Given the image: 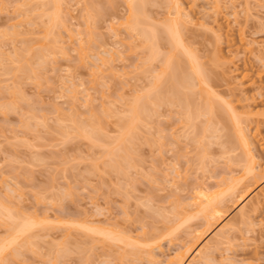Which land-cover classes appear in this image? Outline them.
I'll return each instance as SVG.
<instances>
[{
    "label": "rangeland",
    "instance_id": "374dc122",
    "mask_svg": "<svg viewBox=\"0 0 264 264\" xmlns=\"http://www.w3.org/2000/svg\"><path fill=\"white\" fill-rule=\"evenodd\" d=\"M46 1L0 0V203L9 205L11 212H14L13 216L17 215L16 218L12 216L14 219L12 221H17L19 224V221L21 223L27 219L34 224L23 234H26L28 239L25 240V236L20 235L15 243L5 250L7 251L5 262L0 260V264H121L122 262L125 264L131 261L132 264H150L151 262L144 257L146 254L142 255L149 249L158 256V259L163 260L165 256L174 254L173 252L182 246V243L183 245H187L186 242L191 243L190 238L195 233L192 229L196 231L199 227L202 228V217L198 214L201 218L194 215L192 202L189 203L193 201L191 194H195V190L204 185L209 186L208 191L210 188L213 191L217 190L220 186L219 189L224 188V185L227 186L225 182H230L226 178L239 176L242 171L244 172L245 165L249 164V161L245 160V155L241 154L243 152L238 148V142L234 140L236 136L232 121L224 119L223 123H220L212 119L210 128L213 130L217 126L216 130L210 131L208 127L210 132L205 131L208 129H205L203 124L207 116L203 118L204 111L201 110L199 113L202 112L203 115H198L199 117L196 115L195 125L190 121L191 125L188 122L190 128L185 127L187 121H183L184 116L181 113L185 114V111H182L185 107L183 106L185 95L181 93L182 98L180 94L177 97L173 96L180 102L175 103V99L172 98L171 106L170 101L166 99L164 101L167 103L163 101L162 106L158 102L160 107L157 103L158 110L154 108L157 104L152 106L154 110L147 104V108L151 110L148 112L152 115H148L149 120L145 118L146 110L145 114H141L144 118L139 117L142 121L137 119L138 123L135 119L131 124L130 135L127 137L128 131L122 136L120 131L122 122L124 121V125L125 120L127 121L126 117L128 118L130 114L126 108L132 104L130 102L132 98L135 99V94L140 96L149 91L151 87L148 88L150 86L148 82H152L156 73H159L157 78L163 77L162 75L165 78L164 81L163 78L159 81L154 79L155 83L159 82L158 84L161 85L167 83L168 75L167 72L163 74L165 71L162 70L161 55H165L168 50L167 53H170V49H167L170 45H166L169 40L160 28L163 29L161 24L168 18L169 21L178 19L177 16L180 14L173 18L176 15L174 1L147 0L148 3L142 5L143 7L145 5V9H142L145 10L143 12L147 17L145 19L151 18V20L146 26L147 22H145V27H141L148 29L152 24L156 27L154 30L158 39L153 46L157 52L160 50L159 54L161 53L155 56H161V60L155 57L152 60L150 55L149 61L153 62L151 65L142 64L141 59L147 51H150L147 48L151 47V42H154L153 31L147 32V38L151 34L148 40L151 42L146 43L149 46L146 47L143 45L145 41L147 42L145 37H139L138 32L141 27L135 29L124 27L130 20L129 17L126 21L129 5L124 3L125 0H55L54 2H58L54 3L53 7L50 1V4H46ZM219 1L221 3L216 2L220 5L219 7L217 5V11L214 8V0H180L183 6L180 11L183 10L184 12L181 13L185 15L181 19L179 17L180 23L183 22L182 20L186 23L187 15L192 18H188L186 27L180 26V31L183 29L180 35L186 44L184 46L187 50L191 49V53L195 52L193 54L197 55L196 61L200 62L197 63L205 67L202 69L205 70L203 78L204 75L206 79L209 76L206 81L210 80L211 88L220 94H218L220 100L217 94L216 98L211 97L216 99L213 100L216 101L215 105L220 103L218 106L225 108L221 101L224 99V102L228 101L229 106L235 107L239 112L252 108L253 111L261 112V115L264 112V0ZM49 12L53 17L48 16ZM179 19L176 21L179 22ZM152 21L160 22L156 25L160 24L161 27L159 28ZM142 35L144 36L145 33ZM240 36L245 37L241 38L247 39L250 45L255 43L250 46L253 49L248 50H253L252 54L246 49L244 53V48L248 47L245 43V46L242 44L243 50L239 45V50H242L240 52L238 50L239 53L234 50ZM58 47L62 48V52ZM180 49L178 48L180 51L178 53H182ZM178 53H175V57L179 55ZM107 54L110 58L105 56V59L108 57L114 61L111 60L113 64L108 59L102 61V63H110L108 66L106 64L103 66L97 56L104 58L103 55ZM146 57L149 56L146 54ZM185 60H187L186 56L185 59L181 57L178 62L179 64L184 62L180 65L187 71L188 65ZM96 64H99L100 68L99 65L96 67ZM140 69L146 74H141ZM156 70H162L163 73ZM196 81L197 79L193 80V83ZM196 83L195 86H198ZM197 86L193 87L196 91ZM201 93L199 95L195 93L194 98H190L192 104H203L205 93ZM71 94L75 95L77 101L75 97H71ZM186 95L189 97L187 92ZM196 95L198 97L203 95V98H198ZM73 98L75 100H71ZM83 101H89L92 106H86L89 107L86 109L85 104L89 103ZM80 103L84 106L82 104L80 106ZM73 104H75L74 108L71 107ZM150 104L152 103L149 102ZM115 113L118 115L116 116ZM93 120L100 126H98L99 132L97 128L90 131L89 126H92L90 123ZM260 122L257 123L259 125L257 130L254 129L257 125L253 124V120L250 125L246 124V128L249 126L250 134H253L254 130L258 132L254 137L257 141L254 140L253 152L257 159L255 162L264 166V121ZM79 124L83 125L79 126ZM67 126L70 128L68 129ZM81 126L89 129L86 131L87 134L96 131L104 136L101 134V137L96 132L93 136L90 133L91 137H97L92 142V139L87 137L89 135L82 134L86 132H80ZM193 126H195L194 131ZM197 127L201 131H195ZM75 128H78L79 133ZM201 128L205 133H202ZM64 129L69 135L64 133ZM122 133H124L123 128ZM120 134L126 137L123 138L126 142L122 140L124 150L122 143L116 144L119 152L117 156L115 154L113 156L117 159L112 156L111 159L107 151L111 152L108 150L110 148L113 152L116 151L113 147ZM117 136L118 138L112 140ZM196 136L204 138V141L198 139L203 143L202 146L196 141ZM130 137L132 139H128ZM191 137L193 139L195 137V142ZM230 140L233 141L230 143ZM129 142H132L131 145ZM107 158L112 162L115 160V163L117 160L118 164H116L120 169L116 164L118 169L107 165L110 161ZM120 159L124 162L122 163ZM127 162L129 166L125 167ZM117 170L123 173L116 172ZM247 177H245L247 181L244 182L253 186L246 197L239 203H236L235 198L229 200L231 203L226 202L225 215L194 244L193 249L204 246L221 227L231 222L228 225L234 227L230 232V240L224 243L226 245L218 247L219 251L216 249L215 253L213 252L214 263L211 261L210 264H264V201L259 204L256 211L253 210L255 212L248 211L250 223L247 219L245 221L247 223L243 224L239 221L238 215L240 207L247 205V208L244 207L247 211L250 201L253 202V197L264 187V176L257 177L256 183H252V177ZM220 182L224 185H220ZM212 190L210 192H213ZM181 200L183 202L189 200V204L184 202L188 207L183 208V206L177 210L180 206H175V202L181 205L183 203ZM0 210L3 211L1 205ZM184 211L185 215H183ZM1 213L3 215V212ZM190 214L193 216L189 218ZM2 215L0 214V240L1 238L3 240L0 243L11 237L10 229L6 228L14 223ZM186 215L189 219H186ZM174 216L180 217L181 221ZM181 217L186 220L182 222ZM86 225L108 230L110 234L116 235L114 236L116 239H111L112 234L111 238L106 237L107 235L104 238L96 231L92 233L87 230ZM10 227L13 230L14 225ZM93 229L99 228L93 227ZM188 232L190 235L187 234ZM117 235L121 236V240L118 238L120 241H116ZM126 235L131 236L130 242L128 239V242L126 241L128 238ZM123 236L126 238L124 239ZM133 239H136L133 242L137 245L133 244ZM146 243L149 245H143ZM133 246H136L132 249L136 252L141 246L138 251L142 249L145 251H141V255L140 252L137 253L139 255L133 256L132 253L127 255L126 253ZM122 254L128 257L125 256V259Z\"/></svg>",
    "mask_w": 264,
    "mask_h": 264
},
{
    "label": "bare ground",
    "instance_id": "6f19581e",
    "mask_svg": "<svg viewBox=\"0 0 264 264\" xmlns=\"http://www.w3.org/2000/svg\"><path fill=\"white\" fill-rule=\"evenodd\" d=\"M44 1H46V0H44ZM48 1V2H47ZM45 3L47 4V3H49V1H50V3H51V6L53 7L54 5V3L55 4H57V2H54L55 0H47ZM148 1H150V0H148ZM148 1L147 0H125L124 1V3H128L127 5H129L128 7H129V15L127 14V18H126V21L128 20V18L130 17V20L133 22H131L130 20H129V22H126V24H125V26L124 27H126L127 28V26L129 27V28H127V29H130V28H132V29H135V27H141V26H143V27H145L147 24H148V22L151 20V18H150V20H149V18L148 19H145V17L146 16H144L145 15V13H143L144 11L142 10L144 7H145V5H144V7L142 6L144 3H148ZM174 1V5H175V7H174V9H175V11L176 12H174V14L176 13V15H174V17L173 18H175L176 16H177V14H182L183 15V13H181V11L182 12H184L183 10H181L180 11V9H181V7H183V6H181L182 4H181V2H180V0L178 1V0H173ZM214 2H215V6H214V8H216L215 10H217V8L220 6L219 4H217L218 2H220L219 0H214ZM217 2V3H216ZM42 3H44V2H42ZM49 3V4H50ZM221 3V2H220ZM213 4V3H212ZM173 5V6H174ZM217 5H218V7H217ZM47 6V5H46ZM172 6V5H171ZM43 7H45L44 5H43ZM57 7V6H56ZM49 8V7H48ZM53 9V8H52ZM145 9V8H144ZM183 9V8H182ZM51 10V9H50ZM214 10V9H213ZM47 11H48V9H47ZM187 11V10H186ZM218 11V10H217ZM217 11H215V12H217ZM43 12H45L44 10H43ZM180 12V13H179ZM128 13V12H127ZM186 14L188 13V12H185ZM184 13V14H185ZM47 14V13H46ZM49 14L50 15H48L49 17L50 16H52V14L49 12ZM55 14V13H54ZM147 15V14H146ZM180 15H178L177 17H178V19H179V17H180V19H181V17H184L185 15H183V16H180ZM189 15H187L185 18V20H187L186 21V23L184 22V20H182L183 22L182 23H180L181 22V20L179 21V22H177L178 21V19L176 18V19H173V20H170L169 21V18H168V20L165 22V23H163V24H161V25H163V29H162V27L160 26V24L159 25H156L157 23H160V22H156L155 23V21L153 22L156 26H158L160 29H161V31H163V33L164 34H166L165 35V37L167 36V38H168V40H169V43L167 44V42H166V45H170L167 49H170V53H167V52H169V50L167 51V52H165V55L163 54V55H161L160 57L161 58H163L162 60H161V58L160 57H155V56H158V54H159V52H160V50H159V52H157L156 51V49H155V47L153 46V45H155L156 44V39H158V38H156V36L157 35H155V26L152 24V26L150 25H148L149 27H148V29L147 28H143L142 29V27L139 29L140 30V32H138L139 33V37L140 36H142L143 38L145 37V39L147 40V42L145 41L144 43L145 44H143V45H145L146 47H149L148 46V44L146 45V43H150L148 40L150 39V36H151V34H149L150 36H148V38H147V32L149 33H151V31H153L152 32V38H153V36H154V38H153V40L152 41H154V42H151V47L150 48H147V49H150V51H147L148 53L149 52H151V53H145V56L144 57H146V54L149 56V57H146L145 59H144V57H143V59H141V60H145V61H147V58H149L148 59V61L150 60V55H151V58H153V57H155V58H160V60H161V64L163 65H160V66H162L163 67V71H165V73H163V71L162 70H160V71H157L156 70V72H161L162 71V73L163 74H166V72H167V75L168 76H166L167 78H166V80H167V83L166 84H164L163 83V81H164V78H165V76L164 75H162L163 77H158L157 78V75L159 74H157L156 73V77H154V75H152L153 77H154V79H158V81L159 80H161L162 78H163V81H162V83L164 84H162L161 85V83L160 84H158V83H155L153 80L154 79H152V82L151 83H149L148 82V84L150 85L148 88H150V90L149 91H146V93H144V94H141L140 96H137V94H135V99L133 100V98L131 99V102L130 103H132V104H130V105H128V108H126L127 109V111H129V116H128V113H126L127 114V116H128V118L126 117V119H127V121L125 120V124L123 125V122H122V125H123V127H122V125H121V129H120V131H121V134H122V136H125L126 135V133L128 132V135H127V137L130 135L129 133H130V127H131V124L133 123V122H135L134 120L136 119V121H137V119L139 120V121H142L139 117L141 116V114L143 113V114H145V112H146V110H147V115L145 116V118L147 117V119L149 120V118H148V115H150V113L148 112V111H151V110H149L147 107L148 106H150V108H152L153 110H154V108L156 109V110H158L157 108H158V104L160 103L161 104V106L163 105V101H164V99H166V100H168V102L170 103L169 105L171 106V99L172 98H174L173 96H176L177 97V95H181V93L183 94V95H185L183 98H184V103H183V106L185 105V107H183V110L182 111H185V114H183V112H181V110H180V112L182 113V115L184 116L183 117V121H187L186 122V124H185V122L183 123V124H185V127L187 126H189V124L191 123V122H194L196 119L195 118H197V116L199 115V116H201V115H203V114H201L203 111V113H204V115H203V118H204V116H207L206 118H207V121H206V118H205V123L203 124V125H205V129H208V127H209V129H211L210 131H213V130H216L215 128H217V126L215 127V128H213V130H212V128H210V126H211V122H212V119L214 120H217V121H220V123L222 122L223 123V121L222 120H224V119H226V121L227 120H230V122L233 124L232 126L234 127V129H235V139L234 140H236V142H238V148H240L241 150H242V152L243 153H241V154H244L245 155V157L247 158H245V157H243V158H245V160H248L249 162V164H246L244 167H245V170H244V174L241 172V174L238 176L237 175V177H236V175L235 176H228L229 178H226L227 180L229 179L230 180V182H225V183H227V186H225L224 185V183L222 184L221 182L219 183L220 185L222 184V185H224L223 187L224 188H222V189H217V190H212L211 188H210V190L208 191L207 189H208V187L206 186V185H204L203 187L202 186H199L195 191L196 192H194L195 194H191V196H193V197H191V200H193V201H189V203L190 202H192L191 204L193 205V206H191V207H193V209H194V215L196 216L197 214L199 215V216H201L202 217V219H203V222L202 221H200V223L202 222L203 224H202V228L201 227H199L196 231H194L193 229H192V231L193 232H195L194 233V235H193V233H192V231H191V229H190V232L192 233V235H193V237H191L190 238V244H188L187 242H186V244L187 245H183V243H182V246H179L178 247V249H176V251H174L173 253L174 254H172V255H168V256H165V258H162L163 260H160V258L158 259V256H156L154 253H152L151 251L152 250H147L145 253H143L142 254V252L141 251H145V249H142L141 251H138V250H140L141 248H142V246L141 247H138V250H137V252L135 251V250H132L134 247H136V246H133L132 248H130L131 250H132V252H130L129 250H128V252L126 253L127 255H129V253H132L133 254V256L135 255V254H137V253H139L140 255L142 254V255H144V254H146L144 257H146V259H147V261H149V262H151V263H153V264H210V262L212 261V259H214V257H215V255H213L215 252L214 251H216V249H218V247H220L221 245H223L224 243H226V242H228V240H230V232H231V230L233 229L232 227H234L233 225H228V224H231V222L230 223H227L225 226H223V228L221 227L220 228V230H219V232H217V233H215V235H213L214 237H211L210 239H211V241L209 242V241H207V243L204 245V246H202L201 245V247H199V248H196V249H193V247H194V244L196 243V242H198V239L199 238H201L202 236H203V234H206L207 233V231H209V229L213 226V224H216V222L218 221V220H220L221 219V217L223 216V215H225V213H224V211L226 210V209H224V206H225V204H226V202H229V200H231L232 198H235L236 199V203H239V201H242L245 197H246V195H247V193H249V191H250V188L253 186H251V184L250 183H245L244 182V180L245 181H247V179L245 178V177H247V176H250V177H252V179H253V181L252 180H249V182H251L252 181V183L253 182H255L256 183V181L258 180L257 179V177L258 178H261V176L263 175L264 176V166H261L260 164H259V162H255V152H253V148H254V137H255V135L257 136L258 134V132L257 131H252V133L253 134H250L248 131H249V126L246 128V124L248 123V125H250V123H251V121L253 120V124H255V125H257V127L255 128L254 127V129H256L257 130V128L259 127V125L258 124H260L261 122L260 121H264L263 119H264V115H260V113H259V111H257V110H252V108L251 109H249V108H247V109H243L241 112H239V111H237L236 109H235V107L233 108V106H229V103H228V101H226V102H224V99L223 100H221V101H223L222 102V104H224V106H225V108L223 107H220V106H218V104H220V103H217V105H215V102L213 101V100H216V99H214V98H216V94H217V92L214 90V89H212L211 87H212V85L210 86L209 84H210V80L207 82L206 80L209 78V76L207 77V79H206V77H205V75H204V78H203V74H204V71L205 70H202V69H204L205 67H201V66H203L202 64H198V63H200V62H198V61H196V54H193V53H195V52H192L191 53V49L189 50H187V47H185L186 46V44L184 43V40H182L183 38H182V35H180L181 34V32L183 31V29L180 31V26L181 25H184L185 26V24H187L188 23V18H190V19H192L191 17H188ZM191 16V15H190ZM48 17V18H49ZM53 17V16H52ZM55 17V16H54ZM48 18H47V22H49L48 21ZM147 18V17H146ZM49 19H51V20H53L52 18H49ZM133 19V20H132ZM146 20V21H145ZM166 20V19H165ZM177 20V21H176ZM164 21V20H163ZM50 22H52V21H50ZM54 22V21H53ZM145 22H147L146 24H145ZM55 23V22H54ZM177 23H178V25H177ZM128 24V25H127ZM140 24V26H136V25H139ZM144 24H145V26H144ZM151 24V23H150ZM192 24V23H191ZM132 26V27H131ZM177 26H179V27H177ZM134 27V28H133ZM186 27V26H185ZM185 27H183V28H185ZM219 28V27H218ZM217 28V29H218ZM131 29V30H132ZM141 29H142V34H144L145 33V35L143 36L142 34H141ZM160 29H159V31H160ZM178 29H179V31H178ZM147 30V31H146ZM158 30V29H157ZM220 30V29H219ZM128 31V30H127ZM133 31H135V30H133ZM159 31H158V33H159ZM180 32V33H179ZM131 33V32H130ZM162 33V32H161ZM160 33V34H161ZM162 33V34H163ZM159 34V36H161ZM180 36H179V35ZM217 35V34H216ZM158 36V37H159ZM163 36V35H162ZM220 36V35H219ZM219 36H217V37H219ZM141 37V38H142ZM241 37H243V36H240L238 39H239V42H238V39H237V42L238 43H236V44H238V45H236L235 46V48L237 49H234L236 52L239 50V45H241V48H242V50H243V47L245 46L244 45V43L248 46L247 48L245 47L244 48V53L247 51V52H250L251 54L253 53L252 51L253 50H250V51H248L249 50V48L250 49H253V47L251 48L250 46H252L253 44H255L254 42H253V44L252 45H250L251 43H247V39H243V38H245V37H243V38H241ZM163 38V37H162ZM181 38V39H180ZM159 40H160V38H159ZM165 40H166V38H165ZM164 40V41H165ZM251 40V39H250ZM253 41H254V39H252ZM158 41V40H157ZM161 41V40H160ZM164 41H162L163 43H164ZM256 41V40H255ZM251 42V41H250ZM155 43V44H154ZM258 42H256V46H258V44H257ZM244 46H243V45ZM249 44V45H248ZM160 45H162V43L160 44ZM164 45V44H163ZM185 45V46H184ZM261 45V44H260ZM45 46V45H44ZM238 46V47H237ZM243 46V47H242ZM62 47V46H61ZM146 47H144V49H146ZM41 48H42V46H41ZM58 48H60V47H58ZM83 48V47H82ZM178 48H181L180 50H181V52L186 56V58H187V60H185V61H187V67L188 68H186L187 69V71H185L184 69H183V67L181 66L182 65V63L184 64V62H181L180 64H179V62H178V60L180 61V58L182 57L183 59H185V56L182 54V53H178V52H180V51H178ZM189 48V47H188ZM61 50V52H62V48H60ZM176 49V50H175ZM245 49H246V51H245ZM43 50H45V48H43ZM175 50V51H174ZM241 50V49H240ZM240 50H239V52H240ZM241 50V51H242ZM259 50V49H258ZM264 50V49H263ZM233 51V50H232ZM178 53L179 55V59L177 60L176 58L178 57L177 56V54H176V56L177 57H175V53ZM239 52H237V53H239ZM44 53V52H43ZM235 53V52H234ZM249 53V54H250ZM259 53H260V51H259ZM108 54H110V52L108 53ZM103 55L104 56V58H102L101 56H97V58L100 60V62L99 63H102V61L104 62V61H106L107 59H108V61L111 63V60H113L114 61V59H109L110 57H109V55ZM112 54V53H111ZM161 54V53H160ZM159 54V55H160ZM184 57H183V56ZM195 55V56H194ZM105 56H108L107 57V59H105L106 57ZM113 56V55H112ZM113 58V57H112ZM98 60V61H99ZM152 60H154V58L152 59ZM152 60H151V62L149 61H147L146 63H145V61L143 62V61H141L142 62V64L144 63V64H148V63H150V65H151V63H153L152 62ZM157 60V59H156ZM183 61V60H182ZM96 62V61H95ZM163 62V63H162ZM198 62V63H197ZM97 63V62H96ZM110 63H108V62H106V63H102L101 65H109ZM111 64H113V62L111 63ZM140 64V63H139ZM21 65H22V63H21ZM97 66L96 67H98V65L99 64H96ZM149 65V64H148ZM201 65V66H200ZM95 66V65H94ZM106 66V67H107ZM114 66V65H113ZM113 66H111V67H113ZM137 66V65H136ZM142 66H144V65H142ZM185 66V65H184ZM111 67H109V68H111ZM138 68H139V66H137ZM141 67V66H140ZM148 67H150L151 68V66H148ZM98 68H100V65H99V67ZM98 68H95V69H98ZM108 68V67H107ZM142 68V67H141ZM21 70H22V67H21ZM99 70V69H98ZM97 70V71H98ZM146 70V69H145ZM167 70V71H166ZM95 71V70H94ZM148 71V70H147ZM7 72V71H6ZM96 72V71H95ZM140 72H142L141 74H144V71H141V69H140ZM149 72H151V71H149ZM154 72V71H153ZM155 73V72H154ZM146 74V73H145ZM144 74V75H145ZM150 74V73H149ZM152 76H150V77H152ZM152 77V78H153ZM197 79V83L196 84H198V86H197V91L199 92V93H201V92H203V94L205 93V95H204V101L202 100V102H203V104L201 105V104H199V105H201V106H199V105H197L196 103H194V104H192L191 103V100H190V98H194V96H195V93H197V95H199V93L195 90V88H196V86H195V83H193V80L195 81V79ZM211 83H212V81H211ZM152 84V85H151ZM193 84H194V86H193ZM193 87H195V88H193ZM263 87H264V84H263ZM147 88V87H146ZM147 88V89H148ZM191 90H190V89ZM258 88H259V85H258ZM146 89V90H147ZM187 89H188V91H187ZM193 89H194V91H193ZM260 89H262V88H260ZM140 90V89H139ZM143 90H144V88H143ZM141 91V90H140ZM145 91V90H144ZM191 92V95H190V92ZM194 93H193V92ZM186 92L189 94V97L186 95ZM140 93V92H139ZM139 93H138V95H139ZM142 93V92H141ZM193 94V95H192ZM202 94V93H201ZM219 94V93H218ZM217 94V98L220 100L221 99V97H218L219 95ZM75 95H76V93H75ZM75 95H72L71 94V97H75ZM171 95H172V97H171ZM196 95V97H198ZM89 95H87V97H88ZM215 96V97H214ZM70 97V96H69ZM70 97V98H71ZM170 97V98H169ZM176 97L174 98L175 100L174 101H176L175 103H179L180 101H177L176 100ZM181 98H182V95L180 96ZM199 97H202L203 98V95H201V96H199ZM198 97V98H199ZM211 97H214V98H211ZM69 98V99H70ZM197 98V99H198ZM75 99H76V97H75ZM74 98L73 99H71V100H75ZM85 99H87V98H85ZM84 99V100H85ZM87 100H89V98L87 99ZM194 101H198V100H195V99H193ZM76 101H77V99H76ZM91 101V100H90ZM174 101L172 100V102L174 103ZM72 102H74V101H72ZM72 102H70L71 104H72ZM89 104L87 105V104H85V107L86 106H89V107H91L90 106V102L89 101H87ZM86 101H83V103H87ZM149 102H151L152 104H150L149 105ZM159 102V103H158ZM165 103H167L166 101H164ZM199 102H201V101H198V103ZM201 102V103H202ZM75 103V102H74ZM158 103V104H157ZM230 103H231V101H230ZM76 104V103H75ZM75 104H73L71 107H73ZM81 104L82 103H80V106H81ZM147 104H148V106H147ZM156 105L157 104V107H154L153 105ZM160 104H159V107H160ZM181 104V103H180ZM180 104H177V105H180ZM226 104V105H225ZM232 104V103H231ZM78 105V104H77ZM83 105V104H82ZM167 105V104H166ZM191 105H193L195 108H192L193 106H191ZM199 106V107H197V106ZM84 106V105H83ZM130 106V107H129ZM154 108H153V107ZM175 106V105H174ZM70 107V109H72ZM84 107V108H85ZM88 107V108H89ZM169 107V106H168ZM177 107V106H176ZM181 107V106H180ZM197 107V108H196ZM220 107V108H219ZM74 108V107H73ZM87 107H86V109H88ZM185 108V109H184ZM180 109H182V108H180ZM90 110H92L91 108H90ZM152 110V111H153ZM202 110V112L201 113H199L200 111ZM235 110H236V112H235ZM88 111V110H87ZM94 111V110H93ZM125 112H126V110H125ZM124 112V113H125ZM158 112V111H157ZM178 112V111H177ZM238 112V113H237ZM88 113H90V112H88ZM92 113V112H91ZM95 114V113H94ZM116 114V113H115ZM142 114V115H143ZM118 115V113L116 114V116ZM120 115V114H119ZM181 115V116H182ZM197 115V116H196ZM259 115H260V117H259ZM94 116H97V115H94ZM125 116V115H124ZM123 116V118L125 119V117ZM150 116H152V115H150ZM198 116V117H199ZM119 118H121L120 116H118ZM142 117V116H141ZM97 118V117H96ZM96 118H94V119H96ZM122 118V119H123ZM142 118H144V117H142ZM194 118V119H193ZM87 119H89V118H87ZM86 119V120H87ZM146 119V120H147ZM192 119H193V121H192ZM89 120H91V117H90V119ZM88 120V121H89ZM98 120V119H97ZM100 120V119H99ZM144 120V119H143ZM181 120V119H180ZM197 120H199V119H197ZM139 121H137L138 123H139ZM191 121V122H190ZM256 123H255V122ZM90 122V121H89ZM88 122V123H89ZM95 121L93 120V121H91V127L89 126V128H90V131H92V130H96V128L98 129L100 126L99 125H97L98 123L96 122V123H94ZM136 122V123H137ZM188 122H189V124H188ZM199 122V121H198ZM258 122H260V123H258ZM75 123H76V121H75ZM83 123H84V125H85V122L83 121ZM141 123V122H140ZM147 125H148V123L147 122H145ZM144 123V124H145ZM210 124L209 126L207 125V124ZM219 123V122H218ZM219 123V124H220ZM258 123V124H257ZM78 124V123H77ZM76 124V125H77ZM87 124V123H86ZM89 124V125H90ZM94 124V125H93ZM100 124V123H99ZM102 124V123H101ZM100 124V125H101ZM145 124V125H146ZM193 124V123H192ZM73 125H74V123H73ZM73 125H71V126H73ZM75 125V126H76ZM80 125H83V124H79V126ZM135 125V124H134ZM146 125V126H147ZM191 125V124H190ZM193 125H195V122H194V124ZM216 125V124H215ZM70 126V125H69ZM70 126V127H71ZM86 127H88V125H85ZM95 127V128H92V127ZM99 126V127H98ZM202 126V125H201ZM212 126H214V124L212 125ZM222 126V128H223V125H221ZM224 126H225V124H224ZM70 127H68L67 126V128L69 129ZM74 127V126H73ZM84 126H81V128H79L80 129V132H86V131H89V129L87 130V128L86 127H84L85 128V130H84V128H83ZM192 127V126H191ZM195 126H193V128H192V130L194 131V128ZM202 127H204V126H202ZM226 127V126H225ZM229 127V126H228ZM67 128H66V130H67ZM122 128H123V131H124V133H122ZM189 128H190V126H189ZM198 128V129H197ZM196 128V130L195 131H201V130H199V127H197ZM220 128V127H219ZM75 129H77V133H79V130H78V128H75ZM135 129V128H134ZM202 129V128H201ZM209 129L208 130H205V131H208V132H210L209 131ZM248 129V130H247ZM65 130V129H64ZM65 130V131H66ZM71 130V129H70ZM73 130V129H72ZM71 130V131H72ZM81 130H84V131H81ZM104 130V129H103ZM187 130H188V128H187ZM192 130H191V132H192ZM222 130H224V128L222 129ZM227 130V129H226ZM64 131V133L65 134H68V132L66 133ZM73 131H75V130H73ZM100 130L98 129V132H99ZM76 132V131H75ZM96 132V131H95ZM95 132H93V134L91 133V132H88V134H87V132L86 133H82L83 135L85 134V135H89L90 133H91V135H95L94 133ZM190 132V133H191ZM204 131H203V129H202V133H203ZM214 132V131H213ZM212 132V133H213ZM217 132V131H216ZM218 132H219V130H218ZM229 132V131H228ZM97 133V132H96ZM105 133V132H104ZM193 133V132H192ZM199 134H201V132H198ZM205 133V132H204ZM207 133V132H206ZM212 133H209L210 134V136H213L212 135ZM227 133V132H226ZM225 133V134H226ZM76 134V133H75ZM98 134V133H97ZM102 134V133H101ZM101 134H98V135H100L101 136ZM106 134V133H105ZM121 134H120V137L118 138V136L117 137H115V138H113L112 140H114V139H116V138H118L117 140H115V141H117L116 143H114V145H115V147H113V148H116V151L115 152H113L112 151V148H110V149H108V150H111V152H112V155H111V152L110 151H107V152H109V154H110V156H109V158H111V156L114 158L115 156H113L114 154L116 155V154H118L117 152H119V151H117V150H119V148H117L118 147V145H117V147H116V144H120V143H122V149H123V141H125L126 142V140H124L123 138H126V137H122L121 136ZM123 134H125V135H123ZM197 134V133H196ZM208 134V135H209ZM69 135V134H68ZM78 135V134H77ZM91 135H89V136H87L88 138H91L92 139V142H94L93 140L94 139H97V137H91ZM103 135V134H102ZM194 135V134H193ZM203 135V134H202ZM201 135V136H202ZM205 136H206V134H204ZM234 135H232V136H234ZM97 136V135H96ZM104 136V135H103ZM209 136V137H210ZM225 136V135H224ZM229 136H230V134H229ZM102 137V136H101ZM219 137V136H218ZM100 138V137H99ZM192 138V137H191ZM196 141L197 142H199L198 144H201V146H202V140L204 139H202V137H197L196 136ZM199 138H201V139H199ZM205 138H207V137H205ZM214 138V137H213ZM215 138H216V136H215ZM227 138V137H226ZM230 138V137H229ZM102 139V138H101ZM128 139H132L131 137L130 138H128ZM198 139L199 140H201V141H198ZM111 140V141H112ZM123 140V141H122ZM157 140H159V138L157 139ZM194 140V142H195V137H194V139L192 138V141ZM91 141V140H90ZM96 141H98V140H96ZM95 141V142H96ZM115 141H112V142H115ZM130 141V140H129ZM204 141V140H203ZM233 141V140H232ZM231 140L229 141L230 143L232 142ZM255 141H257V140H255ZM130 143V142H129ZM129 143H128V146H129ZM132 143V142H131ZM131 143H130V145H131ZM193 143V142H192ZM233 143H235V142H233ZM126 144V143H125ZM158 145H159V143H157ZM161 144V143H160ZM196 144V143H195ZM209 144V143H208ZM236 144V143H235ZM121 145V144H120ZM223 145H225V144H223ZM230 145H232V144H230ZM194 146H199V145H194ZM121 147V146H120ZM204 148H205V146H204ZM106 149V148H105ZM197 149V148H196ZM224 149V148H223ZM226 149H229V148H226ZM237 149V148H236ZM107 150V149H106ZM105 150V151H106ZM124 150V149H123ZM128 151H129V149H127ZM127 150H125L126 152H127ZM206 150V149H205ZM199 151H201V150H199ZM106 152V154L107 155H109L108 153ZM205 152V156H207V154H206V151H204ZM120 153H121V151H120ZM128 153V152H127ZM259 153V152H258ZM257 153V154H258ZM123 154V153H122ZM129 154V153H128ZM199 154H201V152H199ZM203 154V153H202ZM204 155V154H203ZM202 155V156H203ZM117 156V155H116ZM120 156V155H119ZM122 156V155H121ZM126 156V158H127V155H125ZM124 157V156H123ZM109 158H107V160H110ZM122 158V157H121ZM112 159V158H111ZM114 159H117V157L116 158H114ZM119 159V158H118ZM122 159H125V158H122ZM231 159V158H230ZM235 159V158H234ZM121 160V159H120ZM126 160V159H125ZM202 160H203V157H202ZM257 160V159H256ZM115 161V160H114ZM113 161V162H114ZM107 163H108V161H106ZM111 160L109 161V163H111V164H107V165H110L111 167L113 166V169H114V167H120L119 165H117L118 163H117V160H116V163L114 162L113 163ZM120 162V161H119ZM121 162L123 163L124 161H122L121 160ZM120 162V163H121ZM130 162V161H129ZM129 162H127V165H125V167H127V166H129L128 164H129ZM236 162V161H235ZM240 162V161H239ZM247 161H245V163H246ZM121 163V164H122ZM257 163V164H256ZM115 164H116V166H115ZM106 165V166H107ZM131 165V164H130ZM110 166H108L109 168H110ZM116 167V168H117ZM117 168V169H118ZM122 168V167H121ZM175 168V167H174ZM112 169V168H111ZM120 169V168H119ZM173 169V168H172ZM122 170H124L123 168H122ZM243 170V169H242ZM174 171H175V169H174ZM116 172H120V170L118 171H116ZM176 172V171H175ZM121 174L123 173V172H120ZM177 174H178V172H177ZM230 175V174H229ZM175 176V175H174ZM177 176V175H176ZM179 177V176H178ZM236 177V178H235ZM245 178V179H244ZM248 178V177H247ZM172 179V178H171ZM174 179V178H173ZM226 179L225 178H223V180L224 181H226ZM251 179V178H250ZM222 180V179H221ZM228 180V181H229ZM218 184V183H217ZM205 187V188H204ZM207 187V188H206ZM216 187H218V186H216ZM215 189V188H214ZM252 189V188H251ZM213 191V192H216V193H213V192H210V191ZM219 190V191H218ZM221 190V191H220ZM260 193L258 194V195H255L253 198H254V200H253V202H252V200L250 201L251 202V204L249 205V208L247 209V211H246V209H244V207L245 208H247L246 206L247 205H245L244 207H240V209H239V211H240V214H238L239 215V221H242V223L244 224V222L245 221H247V219H248V221H249V217H250V215L248 216V211L250 212L251 210L253 211V210H255L256 211V209L258 208V206H259V204L261 203V202H263L264 201V187L263 188H261L260 189V191H259ZM8 197V196H7ZM188 197V196H187ZM177 201V200H176ZM178 201H180V200H178ZM182 201V200H181ZM188 201H184V202H186V203H188ZM8 202V201H7ZM183 202V201H182ZM184 202L180 205H178L176 202H175V206L177 205V206H180L177 210H179V209H181V207H183V208H185V206H186V208L188 207V204H185L184 205ZM234 202V201H233ZM178 203H181V202H178ZM229 203H231V202H229ZM236 203H234L235 205H236ZM174 204V203H173ZM233 204V203H232ZM0 205H1V207H2V209H3V211H1V212H3V215H2V213L0 212V214L4 217V215L7 217V218H9L10 219V221H12V220H14L13 219V217H15L16 218V216H13V214L12 213H14V212H11L12 210L11 209H9V208H11V207H8L9 205H6L5 206V203L3 202H1L0 203ZM174 206V207H175ZM227 206V205H226ZM225 206V207H226ZM182 208V209H183ZM192 209V208H191ZM224 209V210H223ZM176 210V209H175ZM187 210V209H186ZM185 210V211H186ZM182 211V210H181ZM183 212L184 214L183 215H185V213L186 212ZM255 211H253V212H255ZM180 212V211H179ZM176 214V213H175ZM192 214V213H191ZM188 215L189 216V218L190 217H192L193 215ZM179 215V214H178ZM197 215V217H199ZM13 216V217H12ZM180 216V215H179ZM174 217H176V216H174ZM184 217V216H183ZM185 217H187V215L185 216ZM201 217H199V218H201ZM1 218V217H0ZM5 218V217H4ZM176 218H178L177 220H179V221H181L180 220V217H176ZM175 218V219H176ZM182 218V217H181ZM188 217L186 218V219H189ZM9 219H7L8 221H9ZM23 220H24V218H22ZM185 219V220H186ZM5 220V219H4ZM6 220V221H7ZM17 220V219H16ZM21 220V219H20ZM183 218H182V222H183ZM184 220V221H185ZM9 221V223L8 224H10L11 222ZM25 221V220H24ZM5 222V221H4ZM12 222H14V221H12ZM26 222H28V223H26ZM251 222V220L248 222V223H250ZM6 223V222H5ZM179 223H181V222H179ZM235 223V222H234ZM245 223H247V222H245ZM91 224V223H90ZM236 224H238V223H236ZM6 225H7V223H6ZM12 225H14V227H12L13 228V230H11V227L9 228V226H12ZM10 224L9 226H8V228H6V229H10V234L9 235H11V237L8 239V240H6V241H4V242H2V243H0V260H1V262L3 261V262H5V256H6V253H7V251L5 252V250H7V248L8 247H10V246H12V244L13 243H15V241L17 240V238L18 237H20V235H23L24 233H26L27 231H29L31 228V226L32 225H34L32 222H30V220L28 221L27 219H26V221L25 222H23V221H21V223H20V221H19V224H18V222L17 221H15L13 224ZM235 225V224H234ZM85 226V225H84ZM90 225H88V227H87V225H86V227L88 228L87 230L88 231H92V233H93V231H96V233H100L101 234V236L103 235V237L105 238V235H107L106 237H112L111 239H114L115 237L114 236H116V235H113L112 233V236H111V234H110V231H108V230H103V228H102V230H100L101 229V227H98V226H94V225H92V226H90ZM199 226H201V225H199ZM33 227V226H32ZM93 227L95 228V229H97V228H99V229H97V230H94L93 229ZM196 227V226H195ZM225 227V228H224ZM236 227H237V225H236ZM90 228V229H89ZM91 229H93V230H91ZM199 230V231H198ZM236 230V229H235ZM12 231H13V234H12ZM99 231V232H98ZM105 231H108V232H105ZM233 231V230H232ZM9 232V231H8ZM190 232H188L187 234H189L190 235ZM206 232V233H205ZM30 233V232H29ZM26 235V234H25ZM25 235H23V236H25ZM27 235H28V233H27ZM110 235V236H109ZM120 235H117V240L116 241H120L121 240V236L119 237ZM125 236V235H124ZM123 236V237H124ZM128 235H126V237H127ZM233 236V235H232ZM102 237V238H103ZM126 237H124V239L126 238ZM130 237V238H129ZM24 238V237H23ZM26 236H25V240H26ZM103 238V239H104ZM120 240H119V239ZM2 240H3V238H1ZM28 239V238H27ZM116 239V238H115ZM123 239V238H122ZM127 239L129 240V242H130V240L132 239L131 238V236H128V238H126V241H127ZM2 240H0V242L2 241ZM136 240V239H135ZM134 239L132 240V242L133 241H135ZM112 241V240H111ZM188 241V242H189ZM122 242V241H121ZM128 242V241H127ZM132 242H131V244H132ZM230 242V241H229ZM123 243V242H122ZM133 244H136V242H133ZM230 244V243H229ZM137 245V244H136ZM143 245H145V246H148L149 245V243H146V244H143ZM150 245H152L151 243H150ZM224 245H226V244H224ZM223 245V246H224ZM227 245H228V243H227ZM118 246V245H117ZM13 247H15V246H13ZM152 247V246H151ZM157 247H159V246H157ZM120 248V247H119ZM127 248V247H126ZM140 248V249H139ZM15 249V248H14ZM122 249V248H121ZM123 249H125V248H123ZM135 249H137V248H135ZM220 249H218V251H219ZM125 251V250H124ZM123 251V252H124ZM214 252V253H213ZM122 253V252H121ZM125 253V252H124ZM217 253V252H216ZM67 254V253H66ZM119 254L120 253H118V256H119ZM139 254H137V255H139ZM124 255V258H125V256H127V255H125V254H122V256ZM131 255V254H130ZM121 257V256H120ZM128 257V256H127ZM139 257V256H138ZM188 257H190V258H188ZM123 258V259H124ZM137 258V257H136ZM126 259V258H125ZM132 259V258H131ZM219 259H221V258H219ZM230 259V258H229ZM133 260H134V258H133ZM225 260H226V258H225ZM214 261V260H213ZM212 261V263H214ZM222 261V260H221ZM220 261V262H221ZM126 262V261H125ZM236 262V261H235ZM120 263V262H119ZM127 263V262H126ZM125 263V264H126ZM150 263V264H151ZM230 263H232V261L230 262ZM121 264H123V262L121 263ZM127 264H132V261H131V263H127ZM224 264V263H223ZM227 264V263H226ZM233 264V263H232ZM242 264H244V263H242Z\"/></svg>",
    "mask_w": 264,
    "mask_h": 264
}]
</instances>
